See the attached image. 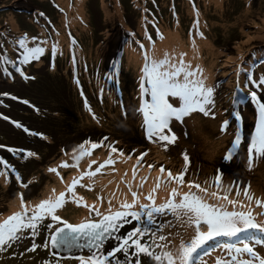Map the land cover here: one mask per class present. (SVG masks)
Returning a JSON list of instances; mask_svg holds the SVG:
<instances>
[{"label":"rangeland","instance_id":"1","mask_svg":"<svg viewBox=\"0 0 264 264\" xmlns=\"http://www.w3.org/2000/svg\"><path fill=\"white\" fill-rule=\"evenodd\" d=\"M11 1L12 3L9 7L12 10L0 7V26L4 25L0 29V32L5 28L7 29V33L3 32L0 34V57L6 56L12 62L7 65V68L11 71V75H5L2 72L0 74V143H8V146H5L6 148L24 149L25 151L36 153L38 161H36V156L22 159L19 158V154L14 156L13 154L10 155L8 151L3 153L6 158L10 159L11 157L12 162L9 163L17 171L19 168L16 165H20L13 164L16 159L23 166H27L28 162H31L28 165V168L31 169L22 166L21 174L25 178L22 180L25 183L33 179L34 173L41 176L42 172H46L42 180L35 183L32 187H30V184L28 188L15 187L16 191H20V193L18 194L17 204L12 214L20 210L19 197L21 193H23L26 201L30 205H33V203L37 202L36 196L40 197L42 192L48 191L49 187L53 186L55 180H59V187L55 189L56 193L66 191L65 180L62 183L55 173L48 171L53 166L54 157H60L58 155L59 146L71 145L67 148H73L77 146L74 144V141L79 143L80 140H82L81 143L86 140L100 142L103 141L101 139L106 133L112 134V137L120 139L123 143L132 144L130 146H122L121 143V145H114L108 143V141L102 144L103 146L107 145L106 151L108 154H110L109 144L122 150L125 154L124 156L117 154V157H112L114 160H125V162L117 160L116 164L111 165L114 166L110 168L116 176L122 177L127 172L129 173L121 179V184L118 188H121L123 180L125 181L126 179L127 183L131 179L133 180V169H135L136 177L133 181L137 185V189L140 188L139 185L142 179L145 181L143 183V185H146L145 188L149 186L147 191H144L145 188L139 190L142 193L140 196L141 202L147 203L144 196L155 187L157 178L162 177L161 187L156 193L157 204H162L168 199L171 188L177 187L174 182L168 181L167 172L169 171V166L172 163L178 164L176 162L180 159L178 157L185 153L193 159L192 164L197 160L196 156H193L195 152L193 146L198 144V140L190 141V138L194 139L199 134L198 132H200L194 129L196 118L202 121V125H214V131L208 135L209 139L206 137L207 145L204 147L210 159L212 158V153L220 145L224 147L225 141L231 138L235 139L232 136L233 132L242 133L235 127L232 130L228 128L225 132H221L222 124L220 125L219 121H214L211 116L205 117L202 114L194 113V115H191L195 116L194 119L188 120L186 117L182 124H177L180 125L181 129H177V125H172L174 133L179 134L180 138L174 144L167 145L166 150L164 146L160 145L163 151L155 153V157L153 158L155 162L152 164L154 167L151 170L142 162L137 164L138 154L136 151L138 150V143L148 144V141L145 140L134 144V141L129 138H146L142 134L138 137L135 130L136 120L142 119L141 115L136 111L140 103L139 76L137 73H140L141 70L134 73L133 68L128 67L126 62L132 60L129 59V56L132 55V50H141L138 43H143L146 49L144 39L136 31L138 24H133V21L138 22L143 17L148 20L155 17L159 22H163L161 25L167 24L172 26L175 22L174 16H177L180 22V29L171 38L172 42L169 45L178 47L181 42L187 44L191 34L192 38L202 39L207 36L211 40L214 52L213 56L206 55L207 49L203 46L200 51L192 54V57H200L197 62L193 59L187 60L192 62L193 66L199 65L204 68L205 64H207L205 58L208 56L211 59L209 62L211 66L217 64L212 77H209L207 80V85L214 87L215 107L213 115L215 119H220L221 117V114L216 109L217 107L222 111L223 118H225L226 113V117H228L231 112H239L242 117L239 124L244 125L245 128L244 135L242 136L241 151H239L237 156L241 157V159L240 161L233 159L235 163L233 165L228 164L225 167L224 173L226 176L224 178H228V174L230 173L239 175V179L247 176L248 186L251 187V190L249 189L250 193L253 196H264V187L255 186L257 175L259 174L258 170L260 167H264V158L254 159L249 169L246 152L247 143L250 142V137L253 133L250 131L249 119L253 118L256 106L248 98L246 104L240 105V107H236L234 110L232 109V103L235 102L233 94L236 91H242L243 89L244 92L249 93L250 90H257L253 85L249 84L247 76L251 75L256 80H259L264 75V0H142L141 6L146 7L150 13L143 12L138 18L137 14L139 11L137 10V6L139 5L134 2L135 0H83V10L87 22L85 27L80 25L76 17L78 13H81L82 2L80 0ZM62 1H65V8ZM118 5L119 12L116 13L114 12V6ZM21 8H23V15L18 13ZM192 11L202 14L200 16L202 26L197 23L198 21H195ZM70 17L73 25L69 22ZM118 23H121L122 27L128 29L129 33L125 32ZM145 23L142 24L146 26L147 34L154 39L155 31L152 30L154 29L153 26H148ZM161 25L157 28H160ZM73 26L77 28L80 26L81 28H78L79 30L76 32ZM129 26L130 28H128ZM200 33H202V36ZM16 34H18L17 37L15 36ZM133 34H136V37H132ZM25 35L29 38V41L34 37L37 39V42L39 40L47 41L46 44L42 45L45 48V53L39 61H32L28 65H21V68H23L28 76L34 77V79L27 81L18 72L12 70L17 59L21 58L20 53L22 50L19 48L18 41ZM73 41H75V44ZM124 41V44L127 45L122 53V58L116 60L118 61L117 73L113 76V74H109L107 71H109L115 62V58L119 57L121 53L120 45ZM51 42L56 46L55 51H53ZM29 46L33 47L35 44L30 43ZM73 57L75 62H73ZM0 62H3V60H0ZM241 68H243V71H241ZM238 72H240V75L244 79L241 82L238 81V77L240 76L237 75ZM104 74L108 77L111 76V80L113 81H106ZM238 82L239 89L241 90H238ZM52 83L59 84V89L57 90L54 86H51ZM111 90H114L115 98L107 97L110 95ZM4 93L8 95L5 96L3 95ZM52 93L56 95L49 96ZM12 96L19 99L13 100L11 99ZM24 100L28 101V104L21 102ZM91 102L99 105V108L95 109L102 112L103 118L106 120V124L102 123L100 128H95L93 117L88 113L89 108L86 104ZM237 105H239L238 102ZM122 109H125L124 112ZM127 112L128 114L133 113V116L125 120V113ZM254 113L256 114V112ZM4 116H7L9 119H3L2 117ZM64 120H68L69 122ZM13 121L21 123L23 127L29 129L30 132L37 133V135L33 136L25 133L23 128L15 127ZM138 125L141 128V132H143L142 124L138 123ZM106 126L107 128H105ZM189 127L192 128L191 131H189ZM177 131L180 133H176ZM220 133H224L225 136ZM45 134L50 137V144L53 146L44 142L47 140V138H42L45 137ZM144 134L146 133L144 132ZM2 148L0 147V151ZM98 149L94 150L92 155L100 157L106 154L103 153L105 148L102 147L104 150L100 149L102 154H98ZM190 150L191 152H189ZM72 151L73 149H63L64 153ZM164 153L172 157H168ZM51 154L54 156L51 157ZM128 156L132 158L128 159ZM176 164L173 166L174 173L170 170L174 176L178 173ZM192 164L188 169L191 174L185 175L186 183L180 189L181 192H188L190 190L187 187V182L204 183L205 181L197 178L198 175L201 178L208 176L205 182V186L208 187L207 195L205 193L198 194L205 196V199L209 203H217V200L214 201L212 199L215 197L210 195L213 192L219 194L213 189L216 187L211 186L212 183H210L212 181L210 175L213 171L203 170L202 173L195 174L197 168L196 166L192 167ZM161 166L165 168L164 174L159 172ZM84 169L88 170V164L81 161L78 167H75V172L67 174V171H65L61 176L64 179L69 175L79 176ZM3 170L6 171L5 169ZM7 174L12 175L13 173L8 171ZM72 178L73 176L70 183ZM229 178L233 177L230 176ZM3 182L4 178L0 176L1 186ZM97 182L98 180L94 179V177L91 179L86 177L82 181V183L87 185L85 188H77L78 195L84 198L82 203L89 206L96 203L92 195L83 192V189H89L92 184H96L101 189L103 187L102 184H98ZM222 184L225 186L224 182ZM123 185V189H126L125 182H123ZM191 191H196V189H191ZM97 194H99V191H97ZM230 195L235 197V191H232ZM49 196L43 195L42 199H46ZM4 197L5 193L0 191V200L4 199ZM125 198L131 202L132 197L129 192L122 200ZM262 200L264 201V199ZM120 201L119 197L114 196L112 200L113 206H117ZM6 207H3L4 210ZM10 208L9 206L7 211ZM251 208L256 210L254 215H259L261 212L264 213V208L258 207L253 202L251 203ZM257 211L259 212L257 213ZM59 214L73 223H78L89 216L87 208L83 206L78 207L71 203V201L65 205L64 209L60 210ZM5 215L6 213H2L0 218ZM163 219L164 223L169 220L174 221L173 234L179 233L175 244L178 245L181 238L185 241L190 240L193 235L192 228H188L187 226L181 227L180 223L176 222L174 217L170 215L163 217ZM257 219L263 221L258 217ZM132 226L126 225L121 231L126 233ZM27 242H30V240H27ZM114 244V241H110L106 247L110 249V246ZM84 253H87V250ZM30 255L33 254L29 253ZM117 255L121 260L124 259L122 254ZM7 258L8 256H5V259ZM216 260L217 257L207 258V264H215ZM6 264H15V261ZM143 264H148V258Z\"/></svg>","mask_w":264,"mask_h":264},{"label":"snow or ice","instance_id":"2","mask_svg":"<svg viewBox=\"0 0 264 264\" xmlns=\"http://www.w3.org/2000/svg\"><path fill=\"white\" fill-rule=\"evenodd\" d=\"M198 23V22H197ZM159 36V33H157ZM202 36V33H200ZM163 39V37H160ZM152 52L145 49L143 43L138 46L143 50V66L139 80V106L136 111L141 115V124L146 133L147 140L153 144L165 147L174 144L178 137L175 135L172 124L174 122L183 123L186 117L194 113L202 114L205 117L211 116L213 119V109L215 107L214 87L207 85V77L204 76L203 69L193 66L186 60V54L180 53L173 56L165 52L163 58L155 55V43L151 36ZM19 48L22 50L19 60L20 65H28L32 61H39L45 53L42 46L46 40H39L34 37L31 41L25 35L19 39ZM33 43L35 46L30 47ZM75 44V41H73ZM195 48V41H193ZM55 51L56 46H52ZM4 65L12 63L6 56L0 57ZM73 62H75L73 57ZM5 75H11L9 69L4 67ZM243 71V68H241ZM16 72L24 80L34 79L28 76L23 68L17 67ZM240 75V72L237 73ZM109 80L112 79L110 76ZM249 84L255 89L250 90L251 102L256 106V123L254 132L251 134L250 142L247 143V163L251 168L254 159L264 158V75L259 80L253 76H247ZM238 90L239 82H238ZM3 95L7 96V93ZM11 99L17 100L18 97L12 96ZM28 104V101H21ZM31 106V105H29ZM87 106V104H86ZM127 115V113H125ZM3 119H9L7 116ZM236 121L241 120L239 112L235 114ZM15 127L23 128L25 133L37 135L17 121H13ZM230 123L225 120L221 127V132H225ZM46 139V137H42ZM104 137L103 140H107ZM242 145V136L239 132L235 134V139L231 147L227 150L224 160L231 162L238 153ZM101 142L86 140L79 144L72 151L73 159L76 164L70 165L66 161L59 165V168L78 167L79 161L84 157H91L93 151L101 148ZM3 147V146H0ZM110 154L108 159L99 163L95 170L92 165L97 164L96 160H91L87 171H82L79 177H73L70 184L66 185V191L58 194L52 190V194L42 199L38 204L30 205L25 200L23 193L20 194V211H17L7 218L0 221V252L6 248L14 246L20 247L24 241L30 240L31 246L26 248L27 252H35L38 248L51 249V255L56 257L57 252L66 253L56 259L55 264H61L63 260H75L79 264H143L141 257L148 258V264H206L204 256L200 250L204 249L209 241L217 238H227L236 243H224L219 246L223 253L217 258L215 264H264V253L259 247H264V221H259L251 210V203L254 200L248 187L240 188V182L234 181L233 185L224 188L222 184L223 173L219 172L215 176V187L222 191V195L216 192L211 193L216 198L217 203H209L205 196L198 193H205L207 189L201 184L191 181L187 182L188 192H181L185 185V175L188 171L189 156L184 154V169L177 175L169 170L167 177L169 182H174L177 187L171 188L168 199L165 203L157 204L156 193L161 187L162 177L157 178L155 187L144 196L147 203L141 202L139 191L133 190V184L128 183V192L132 199L131 202L125 198L118 206H113L112 199L107 201L108 207L103 208V197H97L100 202L91 206L82 203L84 198L78 195L77 186L85 188L87 185L82 183L87 177L91 179L101 173L107 166L114 165L116 161L112 154L124 156V152L109 144ZM7 151L14 156L19 154V158L27 159L36 156L32 151L8 147ZM65 155H68L66 152ZM148 155L142 152L137 157V164ZM131 159V156L127 157ZM0 166L6 171H0V176H5L8 171L15 175V179L20 182L21 188H28L32 180L28 183L22 182L20 173L7 160L0 158ZM151 170L154 165H147ZM50 173H55L64 182L63 176L57 168L48 169ZM161 174L165 173V168H159ZM136 177V170L133 169V180ZM145 181L142 179L139 187H143ZM235 186V199L230 198L232 188ZM196 189V191H191ZM91 190V188H89ZM243 195L244 200L239 199ZM75 204L87 208L89 216L78 223L70 222L63 218L59 212L64 209L67 203ZM246 201V202H245ZM222 202V203H221ZM258 207H264V201L255 199ZM231 208V210H229ZM247 209V210H245ZM2 215V214H0ZM172 216L181 227L187 226L193 229L190 240L180 239L179 244H175L179 233L171 232L163 234L164 229L174 227V221L166 223L161 221L165 216ZM261 215H264L262 213ZM126 225H133L126 233L121 230ZM45 233L42 243L36 240ZM259 233L258 237L256 234ZM110 241L115 244L106 250V245ZM259 246V247H258ZM87 250V255L82 254ZM213 248V251H216ZM81 253V254H77ZM117 254H122L121 260ZM205 250L204 255H210ZM45 264H53L46 261Z\"/></svg>","mask_w":264,"mask_h":264},{"label":"bare ground","instance_id":"3","mask_svg":"<svg viewBox=\"0 0 264 264\" xmlns=\"http://www.w3.org/2000/svg\"><path fill=\"white\" fill-rule=\"evenodd\" d=\"M62 4H63V7L65 8V1H62ZM114 12H116V13L119 12L118 6H114ZM76 17H77L80 25L82 27H85L86 26V22H85L84 10H83V3L81 4V13H78ZM196 21H198L200 26H202V22H201V20L198 17H196ZM69 22H70L71 25H73L71 17H70V21ZM142 23H144V20L142 22H140V24H139V31H140L141 35L143 36V38H144V40L146 42V47H147V50L149 51V54H151V52H152V44L150 45L151 41L148 40V37L146 38V36H147V34H146V26L143 25ZM73 28L77 32L79 30L78 28H81V27L78 26V28H77V27L73 26ZM161 29L168 36H162L163 39H161L160 36H156L153 39V41L155 43V55H156L157 58H163L165 52H167V53H169V54H171L173 56H178L180 53H185L186 54V60L187 59H193L195 62H197L200 57L199 56L192 57V54L193 53H197L198 51H200L203 46H205L206 49H207L206 55H211V56L214 55L212 42H211L210 39L207 40L206 38H203V39H200V40H195L194 38H192L190 36L189 39H188V43L187 44H184L183 42H181L178 47H175V46L171 47L169 45V43L172 42L171 38H173L175 36V34H177L176 32L178 31V28L177 27L167 28V27H164V26L161 25ZM193 41H195V48L193 47ZM51 45H53V42H51ZM129 59H132V60L128 61L127 65L128 66H132L134 69H137L139 67V63L135 61L136 57L134 55H131V56H129ZM205 59L207 60V64H205L204 68H202V67L201 68L204 71V76L207 77V79H208V77H212V74H213L215 68L217 67V64L215 66H211L210 63H209L211 59H209L208 56ZM188 62H190V61H188ZM190 63H192V62H190ZM242 80H244V79L240 75L238 77V81L241 82ZM241 93L242 94H240L239 98H242L243 96H245V99L247 100L248 97L246 96V93L244 92L243 89H242ZM110 95H114V92L112 90L110 91ZM248 104H249V102H248ZM232 106L233 107H235V106L236 107H240V105H232ZM192 115H194V114H192ZM194 117L195 116H193V118ZM186 119H188V120L192 119V116L187 117ZM102 123L106 124L104 121H102ZM189 128H191V127H189ZM194 129L196 131H200V134H199V136L196 135L194 137L193 141H196L197 139H199L201 141L202 145H206L207 144V138L206 137L213 133L214 125H211V124L202 125V121L199 120L198 118H196L195 119ZM175 135L178 137V139L180 138L179 134H175ZM232 142H233L232 139H229L228 141H225V146H224L225 152H227V150L231 147ZM222 143H224V142H222ZM149 146H150V149H151V153L148 155L147 158L152 157V156L154 157L156 152L163 151V148L160 145L149 143ZM222 148H223V146L220 145L217 148V150H221ZM189 152H191V150ZM219 153H220V151L219 152H216V151L213 152L214 160L216 158H219ZM164 154L167 155L168 157L170 156L167 153H164ZM82 160H84V162L87 163L88 165L91 162V160H96L97 164L92 165V170H95V168L98 167L99 163H103L105 161L103 158L97 157L95 155H92L90 158L84 157V158H82ZM65 161L67 163H69V162H74L75 160L73 159L72 154H70V155H67L62 162H65ZM61 169H65V168H61ZM258 172H259V174L257 175L255 186L256 187L257 186H259V187L263 186L264 187V167H260ZM72 176L73 175H69V176H67L64 179L65 180V186L70 184V180H71ZM95 177L98 180L97 183L98 184H102V186H103L99 190L100 195L103 197V208L101 209L102 211L108 207L107 201H108L109 198H111L113 200V197L117 196L122 201V198L124 196L128 195V187L126 189H123V190L119 191L120 188H118V186L121 184V179L122 178L119 177V176H116L114 171L109 166H107L105 169H103L101 171V173H98ZM135 185L136 184H134L133 187ZM58 187H59V180H57V181L55 180L53 186L49 187V189L47 191V194L51 195L52 194V190L53 189H57ZM148 188H149V186H147L144 189V191H147ZM217 192L219 194H221V195L223 194L222 191H220V190H218ZM97 206L99 207L100 204L97 205Z\"/></svg>","mask_w":264,"mask_h":264},{"label":"clouds","instance_id":"4","mask_svg":"<svg viewBox=\"0 0 264 264\" xmlns=\"http://www.w3.org/2000/svg\"><path fill=\"white\" fill-rule=\"evenodd\" d=\"M21 9H23V8H21ZM20 11V10H19ZM23 12V11H22ZM134 23L135 24H138V22L137 21H134ZM59 87L60 86H55V88L56 89H59ZM54 95H56L55 93H52V94H50L49 96H54ZM108 98H111L109 95L107 96ZM95 108H99V105L98 104H96V106H93L92 107V110H90L88 113H90L91 115H92V117H93V122H94V126H95V128H100L101 127V124H102V121H106L104 118H103V113L102 112H99L98 110H96ZM124 110L125 109H122V111L124 112ZM40 114V113H39ZM131 116H133V113H131V114H128V112H127V115L125 116V120L128 118V117H131ZM64 121H67V122H69L68 120H64ZM137 121V124H136V126H135V130H136V134H137V136L139 137V135L140 134H142V135H144L143 134V132H140V131H138V119L136 120ZM105 128H107V126L105 127ZM45 130V129H44ZM100 131V130H99ZM125 135H126V133H125ZM105 136H109L110 137V139H112V140H114V141H117V143L118 144H122L123 146H130V145H132V144H130V143H123V142H121V140L120 139H115L114 137H112L113 135L112 134H110V133H106L105 134ZM144 136H146V135H144ZM45 137L48 139V138H50L47 134H45ZM130 139H132L133 141H134V144H137L139 141H141V140H145L144 138H131V137H129ZM51 140V139H50ZM47 141V140H46ZM81 141L82 140H80V142L79 143H81ZM84 141V140H83ZM45 142V141H44ZM51 142V141H50ZM67 143V142H66ZM73 143V142H72ZM71 143V144H72ZM79 143H76V141H74V144L75 145H79ZM47 144H49L50 146H53L52 144H50L49 142L47 143ZM138 145L139 146H141V143H138ZM63 147H65V148H67V147H69V146H71V145H69V146H66V145H62ZM76 146V147H77ZM60 147V146H59ZM76 147H73V148H76ZM100 149H102V147L100 148ZM100 149H99V153H101L100 152ZM102 150H104V149H102ZM59 152V151H58ZM103 153H106L105 151H103ZM102 154V153H101ZM52 156H54V155H52L51 154V157ZM169 157H171V156H169ZM169 160H171V159H169ZM36 161H38V160H36ZM172 161V160H171ZM31 162H28V165L30 164ZM28 165L27 166H23L24 168H27V169H31V168H28ZM72 165V164H71ZM19 169H18V171L20 172V175H21V177H22V179H25L24 177H23V175L21 174V171H22V166H17ZM70 170L72 171V172H75V167H70ZM31 173V172H30ZM34 175V177L33 178H36V180L35 181H32V183L30 184V187H32V186H34L35 185V183H37L38 181H41L42 180V178L44 177V175H45V173L44 172H42L41 173V176H38L37 174H33ZM23 181V180H22ZM25 182V181H24ZM32 189V188H31ZM43 193V192H42ZM37 197V196H36ZM40 197H41V195H40ZM39 196L37 197V198H40Z\"/></svg>","mask_w":264,"mask_h":264},{"label":"trees","instance_id":"5","mask_svg":"<svg viewBox=\"0 0 264 264\" xmlns=\"http://www.w3.org/2000/svg\"><path fill=\"white\" fill-rule=\"evenodd\" d=\"M11 3H12L11 0H0V7H5V8H7V9L12 10V8L9 7ZM18 13L23 15V13H22V9H20V12H18ZM174 18H176V17L174 16ZM2 26H4V25H1V26H0V29L2 28ZM26 30H27V29H26ZM27 31H28V30H27ZM3 32L7 33V29H6V28L3 29V31H1L0 34H2ZM28 32H29V31H28Z\"/></svg>","mask_w":264,"mask_h":264}]
</instances>
